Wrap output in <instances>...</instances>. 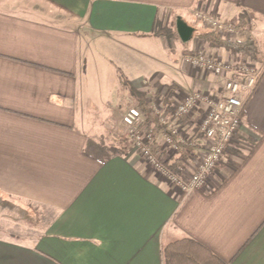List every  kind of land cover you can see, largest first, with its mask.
I'll use <instances>...</instances> for the list:
<instances>
[{
	"label": "crops",
	"instance_id": "obj_1",
	"mask_svg": "<svg viewBox=\"0 0 264 264\" xmlns=\"http://www.w3.org/2000/svg\"><path fill=\"white\" fill-rule=\"evenodd\" d=\"M243 13L259 79L206 188L185 194L154 175L122 144L121 116L104 112L101 133L90 130L97 116L88 78L109 70L127 90L128 109L139 110L129 86L145 95L151 112L139 111L155 132L151 151L175 174L192 171L204 152L200 111L176 121L169 106L195 92L220 93L222 80L184 58L200 49L240 57L211 49L199 16L236 29ZM178 19L194 29L187 43ZM163 29L185 46L180 67L167 57L177 78L165 82L153 68L156 50L168 52ZM137 71H149V80ZM155 102L181 130L173 154L162 151L167 133ZM29 214L39 224L44 216L43 228L23 226ZM181 239L225 264H264V0H0V264H167L163 246Z\"/></svg>",
	"mask_w": 264,
	"mask_h": 264
},
{
	"label": "built area",
	"instance_id": "obj_2",
	"mask_svg": "<svg viewBox=\"0 0 264 264\" xmlns=\"http://www.w3.org/2000/svg\"><path fill=\"white\" fill-rule=\"evenodd\" d=\"M199 18L202 27L217 38L226 42L238 38L239 33L232 25L206 15H200ZM184 64L201 74L222 80L220 93L195 92L186 95L181 101H173L169 106L171 116L176 121L192 118L200 111L198 131L204 138V152L192 171L175 174L165 166L159 154L151 151L156 139L155 132L145 126L139 110L128 109L121 118V124L124 137L132 143L147 168L179 192L190 194L206 188L210 175L223 163L226 145L240 130L244 105L256 89L259 72L256 63L242 55L236 60L223 59L209 54L205 49L186 56ZM146 84L143 82V85ZM152 110L167 133L162 151L175 153L177 149L173 139L180 141L181 130L162 115L159 102L152 104Z\"/></svg>",
	"mask_w": 264,
	"mask_h": 264
},
{
	"label": "rangeland",
	"instance_id": "obj_3",
	"mask_svg": "<svg viewBox=\"0 0 264 264\" xmlns=\"http://www.w3.org/2000/svg\"><path fill=\"white\" fill-rule=\"evenodd\" d=\"M249 20V19H248ZM252 20V19H251ZM163 40H164V49L167 50V54L166 52H164L163 49H158L159 52H161L160 54L156 52L154 53V55L156 56V61L158 60L159 63H155L154 65V71L156 72H160V74H162L161 78H163V82H165L166 80L169 79H174L177 78L176 75L171 72L168 71L165 66H166V62H167V57H171L169 55H173V58L176 60L175 64L178 65L179 67L182 64V60H183V47L184 44L181 43L175 35V32L172 33V35H168V36H163ZM173 44H177L178 48H176V50L173 52L171 50V47ZM211 53V52H210ZM223 59V57H221ZM101 71H99L98 76L100 77V79L95 76L90 74L89 75V89H90V97H91V101H90V106H89V110L91 111V114L96 118L95 121L93 122L94 127H96V129H90L91 131H99L100 128H98L100 126V124H102L101 118L102 115L104 114V112L109 113L110 115H113V119L118 120L121 116L124 115V113L126 112V110H128V108L130 107V102L127 100V90H123L122 86L120 87V82L119 79L117 78L116 74L114 73H109V70H104V69H100ZM149 71H141L135 73L138 77L141 76V78H143L144 80H149ZM144 74V75H142ZM125 82L128 83V81H125V79H123V83L125 84ZM123 83L121 85H123ZM146 85H143V87H146ZM122 89V90H121ZM130 89H132L129 86V92L128 94H130ZM133 91H135L134 89H132ZM161 105V104H160ZM137 109V108H136ZM155 115V114H154ZM111 117V118H112ZM121 118H120V127H121V139L125 138L124 137V129L122 127L121 124ZM111 122V120H110ZM108 127V126H107ZM104 129V128H103ZM107 133L110 134L109 132L113 131V129L109 128H105ZM104 129V130H105ZM90 130H86L87 134H91ZM102 129H100V133H101ZM110 136V135H109ZM122 144H125L126 146L131 145L132 143H130L128 140H126L125 138V143L122 142ZM106 145L111 146V149L116 152L117 151V147L112 144L106 143ZM174 153V152H173ZM141 159V158H140ZM31 214V213H30ZM30 216V218L26 217L25 220H22L23 223L22 225L28 228H43L44 224V220L45 217L43 216V218L41 219V217L39 218V221H41V224L38 223L37 218L35 219L34 216Z\"/></svg>",
	"mask_w": 264,
	"mask_h": 264
},
{
	"label": "trees",
	"instance_id": "obj_4",
	"mask_svg": "<svg viewBox=\"0 0 264 264\" xmlns=\"http://www.w3.org/2000/svg\"><path fill=\"white\" fill-rule=\"evenodd\" d=\"M246 24L247 16L243 13L240 15L238 24L236 25L239 39L235 41H223L217 38L212 32L202 34L201 38L211 49L222 50L230 54L231 57L242 55L255 63L257 60V48L253 40L248 36ZM159 34L161 36L172 35L170 29H163ZM213 55L215 57H222L218 54ZM130 92L138 101V109L141 110L144 115H149L151 110L147 108L145 95L136 93L132 89H130ZM172 93H174L173 89H171V94ZM121 140L125 143V138ZM162 258L167 264H225L205 247L191 239H181L166 244L162 248Z\"/></svg>",
	"mask_w": 264,
	"mask_h": 264
},
{
	"label": "water",
	"instance_id": "obj_5",
	"mask_svg": "<svg viewBox=\"0 0 264 264\" xmlns=\"http://www.w3.org/2000/svg\"><path fill=\"white\" fill-rule=\"evenodd\" d=\"M175 25H176V32L180 41L183 43H187L191 39L194 33V29L189 27L186 23H184L180 19L176 21Z\"/></svg>",
	"mask_w": 264,
	"mask_h": 264
}]
</instances>
